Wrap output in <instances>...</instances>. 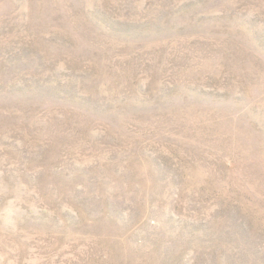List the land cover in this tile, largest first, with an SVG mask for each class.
<instances>
[{
    "label": "rangeland",
    "instance_id": "374dc122",
    "mask_svg": "<svg viewBox=\"0 0 264 264\" xmlns=\"http://www.w3.org/2000/svg\"><path fill=\"white\" fill-rule=\"evenodd\" d=\"M0 264H264V0H0Z\"/></svg>",
    "mask_w": 264,
    "mask_h": 264
}]
</instances>
